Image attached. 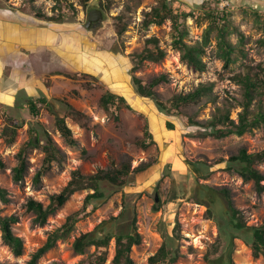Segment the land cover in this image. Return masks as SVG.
<instances>
[{
  "label": "rangeland",
  "instance_id": "rangeland-1",
  "mask_svg": "<svg viewBox=\"0 0 264 264\" xmlns=\"http://www.w3.org/2000/svg\"><path fill=\"white\" fill-rule=\"evenodd\" d=\"M158 1L88 0L83 6L80 0H67L73 14L62 23H50L49 18L59 15L56 0H0V160L4 164L0 189L8 196L6 203L0 201V216L17 219L12 232L23 242L22 254L15 256L0 232L1 264H28L48 237L82 207L90 191L73 194L43 225L33 222V214L26 209L29 200L45 207L66 186L73 171L92 175L124 162L131 169L145 163L151 166L98 203L90 216L65 234L59 233L62 235L54 247L36 264H86L94 248L78 254L72 248L74 240L104 221L109 232L124 231L133 211L140 235V244L131 249L133 264H149L163 244L177 252L174 264H209L208 260L217 258L223 262L230 259L233 264H264L261 257L252 256L248 245L250 229L264 222V193L257 194L252 183L225 170L228 158L240 149L247 153L264 150V124L243 136L222 139L202 138L198 133L203 129L188 124V119L205 123L218 109L228 111L237 122L243 94L238 78L247 73L264 76V0H218L217 4L216 0H169L175 8L191 14L182 22L183 41L203 47V72L180 60V52L172 45L170 20L144 24L146 14ZM214 7L225 9L228 15L221 23L225 40L234 47L227 67L217 47L218 32L209 29V22L202 17L203 8ZM93 9L102 11L103 20L87 30V14ZM152 37L165 54L163 60L145 61L133 69L132 55L142 52L145 41ZM159 75L166 81L154 91L163 100L193 92L199 85L208 86V92L198 102L180 107L178 113H160L152 101L137 96L131 80L132 76L146 81ZM106 90L122 95L132 111L105 113L98 100ZM41 98L50 107L38 105L39 114L34 117L26 101ZM260 102L264 110V96L258 94L252 113ZM69 107L82 116H70ZM57 117L70 129L73 144L57 130ZM13 121L20 127L8 142L2 131ZM145 121L155 144L142 150L136 142L143 136ZM167 122L173 130H167ZM30 128L38 131L40 145L27 151L23 178L14 182L12 170L20 148L30 139ZM47 139L55 149V158L35 183ZM256 169L264 175V163ZM209 189L229 193L244 226L241 231L228 229L222 222L219 227L221 217L227 218L220 200L212 207V219L206 217ZM104 191L112 190L105 187ZM122 210L119 222L111 221ZM218 241L221 244L215 249ZM113 255L114 240L105 264H110Z\"/></svg>",
  "mask_w": 264,
  "mask_h": 264
},
{
  "label": "trees",
  "instance_id": "trees-1",
  "mask_svg": "<svg viewBox=\"0 0 264 264\" xmlns=\"http://www.w3.org/2000/svg\"><path fill=\"white\" fill-rule=\"evenodd\" d=\"M83 6H86L88 0H80ZM59 2V15L53 18H49L50 23H62L67 17L71 16L74 9L67 0H56ZM219 1L216 0V4ZM169 0H159L158 5L146 14L144 24L160 25L165 20L172 22L173 28V42L174 49L180 52V60L184 62L189 68L196 72H203L205 70V64L202 61L201 55L203 53V47L201 45L188 46L183 41L182 22L190 17L191 14L175 8ZM202 17L209 22V29H216L218 32V50L220 51V57L224 61V65L227 67L230 63L231 54L234 52V47L229 44L224 37V26L221 23L227 21L228 15L225 9L219 10V8H207L202 11ZM209 32V30H207ZM205 42L207 41V34L204 36ZM204 43L203 45H205ZM165 54L157 46L156 38H148L145 41V47L139 54L132 55L134 67L137 68L145 61L158 63L163 60ZM134 91L140 98L149 99L153 102L156 109L160 113L171 114L173 112L178 113L180 107L196 103L200 98L208 92V86L199 85L193 92L185 95H176L169 100H163L154 91V88L159 84L166 81L164 75L155 76L149 78L146 81H142L139 78L132 76L131 78ZM239 84L242 86V103L241 112L238 114L237 122L230 118L228 111H222L218 109L216 115L205 123L194 122L188 119V124L203 129L198 133L202 138L222 139L231 135L243 136L246 133H250L254 129L264 124V110L261 102L257 105V110L252 113L251 107L255 97L260 94L264 96V76L260 78L259 75H251L250 73L244 74L238 78ZM45 105L50 107L49 102L45 98L33 100L28 99L26 106L28 112L37 117L39 114V106ZM99 107L105 112L110 113L112 109L119 111L126 109L132 111L127 100L122 96L110 92L104 91L99 100ZM70 116L78 117L82 116L81 113L75 111L71 107ZM55 126L59 133L65 138L69 144H73L71 131L67 127L63 118L57 117L55 120ZM20 127L18 122H12L11 125L6 126L2 131V136L8 142H12L17 129ZM167 130H173V125L170 122L166 123ZM30 139L20 148L17 154V165L12 170V179L14 182H20L23 178V173L26 170V154L27 151L33 148L39 147V133L36 129L30 128ZM44 146L45 158L43 166L34 177V182L38 183L40 177L48 170L50 163L55 158L54 147L49 139ZM154 138L149 131L148 123L145 121L143 128V136L138 139L136 146L139 149L146 150L150 146L154 145ZM264 163V150L255 153H247L245 149H240L234 156L228 158L226 162L225 170L229 173L237 174L244 182H250L253 184V188L257 194L264 193V175H262L256 167ZM151 163L141 164L138 167L131 169L129 163L124 162L116 168L107 170H98L95 174L84 175L80 171L76 170L71 173L70 180L66 186L56 195L51 197L50 203L47 206H43L41 203L34 200H29L26 204L28 212L34 216L33 222L38 225L46 223L47 218L61 208L69 198L79 191H90L84 198L82 207L71 216H69L65 224L58 232L50 235L46 243L38 249L32 256L28 264H36L42 255L52 249L56 243V240L62 235L68 232L73 225L81 219L90 216L98 206V203L104 202L114 191L121 190L126 187L129 182V178L133 175L141 174L145 172ZM4 167L3 162L0 160V169ZM108 187L112 191L105 192L104 188ZM208 197V209L206 211V217L212 219V207L218 200L223 202V208L225 210L227 218L221 217L219 227L221 228V222L224 223L228 229L234 231H241L244 227L240 218L239 212L234 208L233 203L229 197V193L224 190L209 189ZM218 195L219 198H218ZM0 201L6 203L8 196L5 190L0 189ZM125 209V208H123ZM124 216L123 210L111 221L119 222ZM17 222V219L13 216H0V232L3 243L8 246L11 252L15 256H20L23 250V242L19 237H16L12 232V226ZM136 215L133 211L131 220L127 224V229L118 233H111L108 231L107 222H102L93 231L82 234L77 237L73 244V250L78 254H83L84 251L93 247L94 252L85 262L86 264H105L108 257V249L110 242L114 240V255L110 264H133L130 257L131 249L133 246L140 244V235L135 230ZM62 233V234H59ZM221 242L216 243V248L220 246ZM248 245L251 250V254L254 258L261 257L264 260V222L250 229V236ZM216 251V250H214ZM177 260V252H172L166 244L156 252L155 255L149 258V264H174ZM209 264H233L230 259L227 262H223L222 259L217 258L215 260H208ZM1 264V263H0Z\"/></svg>",
  "mask_w": 264,
  "mask_h": 264
},
{
  "label": "water",
  "instance_id": "water-1",
  "mask_svg": "<svg viewBox=\"0 0 264 264\" xmlns=\"http://www.w3.org/2000/svg\"><path fill=\"white\" fill-rule=\"evenodd\" d=\"M103 20V13L101 10L93 9L87 14L86 29L95 28Z\"/></svg>",
  "mask_w": 264,
  "mask_h": 264
},
{
  "label": "crops",
  "instance_id": "crops-1",
  "mask_svg": "<svg viewBox=\"0 0 264 264\" xmlns=\"http://www.w3.org/2000/svg\"><path fill=\"white\" fill-rule=\"evenodd\" d=\"M131 96V94L129 93V97Z\"/></svg>",
  "mask_w": 264,
  "mask_h": 264
},
{
  "label": "bare ground",
  "instance_id": "bare-ground-1",
  "mask_svg": "<svg viewBox=\"0 0 264 264\" xmlns=\"http://www.w3.org/2000/svg\"><path fill=\"white\" fill-rule=\"evenodd\" d=\"M122 87H123V86H122ZM137 102H138V101H137ZM137 104H138V103H137ZM141 105H142V104H141ZM141 105H140V106H141Z\"/></svg>",
  "mask_w": 264,
  "mask_h": 264
},
{
  "label": "flooded vegetation",
  "instance_id": "flooded-vegetation-1",
  "mask_svg": "<svg viewBox=\"0 0 264 264\" xmlns=\"http://www.w3.org/2000/svg\"><path fill=\"white\" fill-rule=\"evenodd\" d=\"M86 22H87V20H86ZM90 29H92V28H90ZM88 30V29H87Z\"/></svg>",
  "mask_w": 264,
  "mask_h": 264
}]
</instances>
